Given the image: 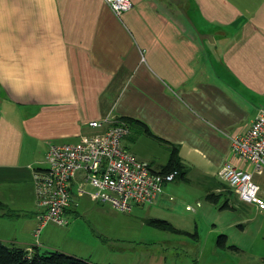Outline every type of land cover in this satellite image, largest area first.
I'll return each instance as SVG.
<instances>
[{
	"label": "crops",
	"instance_id": "0c3cea01",
	"mask_svg": "<svg viewBox=\"0 0 264 264\" xmlns=\"http://www.w3.org/2000/svg\"><path fill=\"white\" fill-rule=\"evenodd\" d=\"M130 1L116 16L104 0H0V201L17 211L9 218L0 210L13 230L0 239L33 245L36 210L26 217L22 209L35 198L33 169L45 166L51 143L100 132L105 126L88 122L105 116L139 120L157 137L130 123L121 140L153 170L177 146L186 173L164 184L163 213L175 210L173 183L181 181L238 214L241 232L264 221V205L239 200L217 177L226 162L246 170L264 200V167L231 150L264 106V0ZM219 232L236 246L215 243L220 250L245 251Z\"/></svg>",
	"mask_w": 264,
	"mask_h": 264
},
{
	"label": "rangeland",
	"instance_id": "374dc122",
	"mask_svg": "<svg viewBox=\"0 0 264 264\" xmlns=\"http://www.w3.org/2000/svg\"><path fill=\"white\" fill-rule=\"evenodd\" d=\"M173 184L180 185L176 187L175 210L171 212L163 213L158 202L133 205L130 211L121 212L108 203L92 201L83 195L77 197L75 210L68 211L66 224L47 223L35 231L37 240L33 237L35 241L30 243H41L77 257L90 258V262L98 264H264V256H261L264 252V221L251 220L247 223V232H241L239 225L243 221L239 215L234 211L219 210L206 201L202 197V188L181 181ZM198 202L200 205L196 204ZM22 206L23 210L29 211L24 216L30 217L33 209L36 216L35 198L32 201L25 199ZM9 211L17 212L15 209ZM254 214L255 210L249 216ZM151 217H167L189 231L195 227L199 238L195 241L150 225L146 220ZM0 227L3 230L0 233L13 234L4 221H0ZM221 229L226 231L228 241H238L245 251L220 250L215 243ZM179 240L183 243L179 244Z\"/></svg>",
	"mask_w": 264,
	"mask_h": 264
},
{
	"label": "built area",
	"instance_id": "2783aa9c",
	"mask_svg": "<svg viewBox=\"0 0 264 264\" xmlns=\"http://www.w3.org/2000/svg\"><path fill=\"white\" fill-rule=\"evenodd\" d=\"M104 1L116 16L132 7L130 0ZM88 125L105 128L82 134L73 143H51L44 158L45 166L33 169L36 231L49 222L66 224V211L78 205L79 196L87 195L92 201L105 202L118 211L128 212L133 205H153L162 194L164 184L176 178V171H155L125 148L121 140L128 128L116 118L105 116ZM231 150L256 170L264 167V106L259 108L246 132L231 138ZM217 177L239 200L259 208L264 205L250 172L226 162L217 171Z\"/></svg>",
	"mask_w": 264,
	"mask_h": 264
},
{
	"label": "trees",
	"instance_id": "16d2710c",
	"mask_svg": "<svg viewBox=\"0 0 264 264\" xmlns=\"http://www.w3.org/2000/svg\"><path fill=\"white\" fill-rule=\"evenodd\" d=\"M118 122L124 123L128 126L130 123L140 124L144 127L145 131L151 135L155 136L148 127L139 120L128 118V117H118L116 118ZM156 137V136H155ZM157 138V137H156ZM185 165L182 163L179 155L178 148L175 145L171 146L170 154L168 160L165 164L160 166L158 171L160 173H167L176 171V178H184L186 173ZM211 202H217V196L213 194H208L206 197ZM228 205L225 203L222 208H226ZM7 209V205L0 201V210ZM7 212H10L7 210ZM10 213L5 215L10 216ZM147 223L155 227L161 228L162 230L169 231L177 234L188 235L194 239H197V232H189L183 229L174 227L170 222L164 219L151 217L148 218ZM216 245L220 248L230 247L231 249H236V246L227 243V238L225 234H219L216 238ZM0 264H98L92 263L87 258L77 257L57 249L43 247L40 245H31L29 247L21 245L17 242L10 241L6 242L0 239ZM102 264V263H101ZM105 264H116V263H105Z\"/></svg>",
	"mask_w": 264,
	"mask_h": 264
}]
</instances>
